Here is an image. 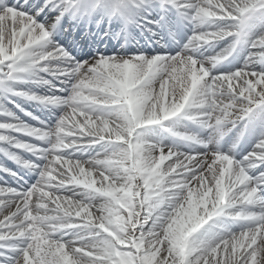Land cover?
I'll return each mask as SVG.
<instances>
[{"label":"snow or ice","instance_id":"snow-or-ice-1","mask_svg":"<svg viewBox=\"0 0 264 264\" xmlns=\"http://www.w3.org/2000/svg\"><path fill=\"white\" fill-rule=\"evenodd\" d=\"M0 264H264V0H0Z\"/></svg>","mask_w":264,"mask_h":264}]
</instances>
